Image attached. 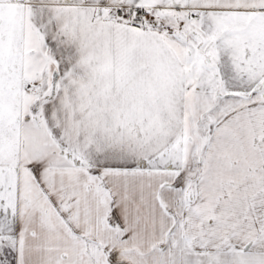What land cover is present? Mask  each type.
Returning a JSON list of instances; mask_svg holds the SVG:
<instances>
[{
  "label": "snow or ice",
  "instance_id": "obj_1",
  "mask_svg": "<svg viewBox=\"0 0 264 264\" xmlns=\"http://www.w3.org/2000/svg\"><path fill=\"white\" fill-rule=\"evenodd\" d=\"M0 264H264V0H0Z\"/></svg>",
  "mask_w": 264,
  "mask_h": 264
}]
</instances>
